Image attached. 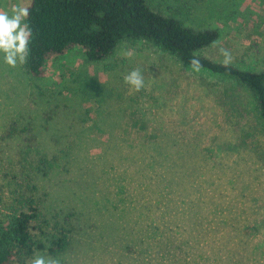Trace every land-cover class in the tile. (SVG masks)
I'll return each mask as SVG.
<instances>
[{
  "label": "rangeland",
  "instance_id": "rangeland-1",
  "mask_svg": "<svg viewBox=\"0 0 264 264\" xmlns=\"http://www.w3.org/2000/svg\"><path fill=\"white\" fill-rule=\"evenodd\" d=\"M30 1L0 0V10ZM146 3L185 26L217 30L202 55L264 69V0ZM136 69L140 91L124 79ZM12 119L30 127L32 147L4 138ZM39 157L46 176L34 173ZM20 169L45 193L37 196L50 224L68 232L63 252L25 264L36 255L59 264H264V125L255 100L156 46L122 43L99 62L73 48L40 79L0 55L7 192H16Z\"/></svg>",
  "mask_w": 264,
  "mask_h": 264
},
{
  "label": "trees",
  "instance_id": "trees-1",
  "mask_svg": "<svg viewBox=\"0 0 264 264\" xmlns=\"http://www.w3.org/2000/svg\"><path fill=\"white\" fill-rule=\"evenodd\" d=\"M27 9L32 37L22 69L33 78L46 77L51 61L73 48L80 49L87 60L99 62L122 43L143 41L178 57L190 68L197 69L192 63L197 60L198 70L243 85L252 94L264 125V69L242 70L201 54L217 41V30L185 26L152 10L146 0H31ZM29 128L20 129L19 121L12 119L3 136L17 137L30 148L34 137ZM46 164V159L39 157L34 173L46 176ZM19 175L22 179L14 183L16 192L9 193L0 186V264H25L37 253L56 256L68 245L67 230L52 226L43 211V195L37 196L40 191L33 183V173L20 169ZM7 176L16 180L12 173ZM153 196L162 197L158 191Z\"/></svg>",
  "mask_w": 264,
  "mask_h": 264
},
{
  "label": "clouds",
  "instance_id": "clouds-1",
  "mask_svg": "<svg viewBox=\"0 0 264 264\" xmlns=\"http://www.w3.org/2000/svg\"><path fill=\"white\" fill-rule=\"evenodd\" d=\"M28 14L26 7L13 8L11 13L0 10V55L4 64L12 68L26 63L29 55L32 30L26 22ZM192 63L198 70L199 61L194 60ZM124 79L135 91H140L144 86L143 77L138 69L132 70ZM31 264H59V262L50 257L36 255L31 260Z\"/></svg>",
  "mask_w": 264,
  "mask_h": 264
}]
</instances>
